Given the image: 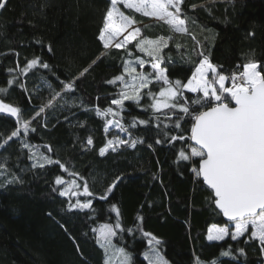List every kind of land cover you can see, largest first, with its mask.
<instances>
[{
    "label": "trees",
    "instance_id": "1",
    "mask_svg": "<svg viewBox=\"0 0 264 264\" xmlns=\"http://www.w3.org/2000/svg\"><path fill=\"white\" fill-rule=\"evenodd\" d=\"M109 4L110 0H7L6 7L0 9V87L9 89L3 97L5 103L20 107L28 119L47 103L53 91L61 90V81L80 77L74 91L63 94V100L54 108L45 109L37 117L32 124L36 131L29 132L26 139L83 176L96 197L94 211H68L67 198L53 191L59 187L54 183L55 177L75 178L81 184L84 181L62 172L57 164L32 168L28 150L13 138L0 148V163L6 159L7 167L6 172L0 171V264H103V249L91 229L99 223L115 222L112 204L117 205L125 229L139 223L144 231L162 241L160 251L169 264H194L196 258L202 264H264L258 242L244 243L248 234L239 241L230 236L223 241L207 240L211 225L230 224L211 203V190L202 180L194 179L193 165L177 162L178 150L187 144H156L157 139L165 138L156 127L155 115L164 123H173L175 118L172 122L165 120L163 111L167 110L155 115L150 108L145 111L151 103L147 96L142 98L140 107L125 101L126 110L121 113L125 124L133 117L150 121L130 129L132 138L142 139L143 143L134 148L120 146L115 152L109 149L104 156L99 155L107 139L117 135L128 139L117 128L105 132V118L98 117L94 110L107 108L112 94L120 88L119 82L113 85L107 81L123 72L125 59H150L135 49L136 41L127 46L132 56L123 48L104 49L98 37ZM118 7L140 25L142 36L155 39L172 35L162 51V67L171 80L186 81L194 63L201 58L197 55L201 51L226 75L242 71L237 66L249 58L264 65V0H184L182 8L189 29L184 35H173L163 22L151 21L122 5ZM37 57L49 69L38 64L27 74H19L18 64L24 67L28 60ZM149 66L146 64L145 70L151 72ZM86 68L89 71L81 77ZM14 77L18 83L10 86L8 81ZM158 87L152 90L157 91ZM186 95L191 98L194 94ZM15 127L14 117L0 113L2 138ZM184 128L190 129V121ZM170 134L180 133L172 128ZM89 136L93 144L86 146ZM45 144L53 151L47 152ZM13 176L22 182L9 183ZM117 176L123 179L109 194L108 201L98 199ZM123 237L122 242H114L132 253L133 264H147L142 254L148 245L141 232H124ZM230 247L231 255L221 256V251ZM240 248L244 249L243 255Z\"/></svg>",
    "mask_w": 264,
    "mask_h": 264
},
{
    "label": "snow or ice",
    "instance_id": "2",
    "mask_svg": "<svg viewBox=\"0 0 264 264\" xmlns=\"http://www.w3.org/2000/svg\"><path fill=\"white\" fill-rule=\"evenodd\" d=\"M6 3L7 0H0V9L6 7ZM183 3L184 0H110L98 37L104 49L108 50L110 46L116 49L123 48L128 51L129 56H132L127 46L136 41L135 49L150 59L145 60L140 57L134 60L125 59L123 72L107 81L113 85L119 82L120 88L117 93L112 94L107 108L96 107L94 110L98 117L105 118V132H109L111 128H117L119 132L127 134L128 139H122L118 135L107 139L105 145L99 149V155L104 156L109 149L115 152L120 146L134 148L137 143H143L142 139L132 138L130 129L135 128L137 124L147 125L150 121L137 120L133 117L130 123L125 124L121 122V113L126 110L125 101L140 107L142 98L147 96L151 103L144 108L145 111L150 108L155 115L167 110L163 111L165 120L172 122L175 118L173 123H164L160 120V116L155 115L156 127L165 138L157 139L156 144L167 142L173 147L175 146L173 142L176 141H184L187 144V147H181L178 150L177 162L185 161L193 165L191 171L194 179L196 181L202 179L203 184L211 190V203L215 205L219 214H222L234 226V230L228 226H210L207 231V240L223 241L225 237L230 236L231 240L239 241L241 237L248 234L244 243L258 242L261 253L264 254V65L249 58L243 65L237 66L242 67V71H234L231 75H226L221 70V66L213 64L209 56L201 51L197 53L201 58L198 63H194L191 75L186 82L179 79L171 80L166 68L162 67L165 62L162 51L168 47L172 35L167 37L160 35L155 39L142 36V29L135 26V20L118 7L122 5L124 9L155 18L168 26L171 34L184 35L189 33V29L188 17L182 8ZM198 46L202 47V45ZM49 51H51L50 47ZM92 63L95 64L96 61ZM38 64L44 69L50 67L37 57L28 60L24 67L18 64L17 69L19 74L25 75ZM146 64L150 65L151 72L145 70ZM88 71V68L84 69L80 76L82 77ZM79 78L76 77L67 82L61 81V90L53 91L47 103L42 104L39 111L28 119L23 117L20 107L4 102L3 97L9 89L0 87V113H7L16 121V127L10 135L6 138L0 136L2 138L0 148L6 147L13 138H17L21 148L28 150L32 168H44L45 165L57 164L62 172H67L70 176L84 181L81 184L75 178L65 180L57 175L54 183L59 187L53 188L60 197L67 198L68 211L83 212L94 211L93 199L96 198L87 180L71 171L60 160H53L51 156L40 151L39 145H33L26 139L29 132L36 131L32 124L37 117L45 112V109L54 108L59 100H63V94L74 91L76 80ZM228 81L230 85L226 86ZM16 83L18 80L15 77L8 81L10 86ZM157 85H159V91L154 92L152 87ZM20 86L27 91L25 85ZM186 93L194 95L189 98ZM189 121L190 129L184 128ZM161 124L163 128L160 127ZM172 128L180 134H170ZM184 132L190 134L185 136ZM188 141L192 143L188 144ZM92 144L93 139L89 136L86 146ZM148 146L152 147L151 144ZM43 147L47 149V152L53 151L50 145L45 144ZM0 171H7L6 159L5 162L0 163ZM122 179L123 177L117 176L98 199L107 202L109 194ZM8 182L22 181L13 176V179ZM73 198H76L74 202ZM111 212L115 213V222L110 220L99 223L91 229L95 234L97 245L103 249V264H133L132 253L114 240L122 242L124 232L133 234L136 231L141 232L142 237L147 240L148 247L142 254L147 264H169L160 251L162 241L158 237L144 231L139 223L135 228L125 229L117 205H111ZM89 219L92 217L90 216ZM137 219L142 221V217ZM77 250H79L78 245ZM238 251L241 255L244 254L243 248ZM230 255L231 247L221 251V256ZM194 264H202V262L196 258ZM212 264H219V261H213Z\"/></svg>",
    "mask_w": 264,
    "mask_h": 264
},
{
    "label": "rangeland",
    "instance_id": "3",
    "mask_svg": "<svg viewBox=\"0 0 264 264\" xmlns=\"http://www.w3.org/2000/svg\"><path fill=\"white\" fill-rule=\"evenodd\" d=\"M149 19L151 20V21H157V20H155V18H150L149 17ZM135 26H137V27H140V25H138V24H135ZM122 38V37H121ZM113 43H115V41L113 42ZM150 67V66H149ZM137 68H138V66H137ZM138 70H139V68H138ZM150 71H152V69L150 68ZM187 81V80H186ZM186 81H184V82H186ZM226 86H229V85H227V83H226ZM159 91V87H158V90L157 91H154V92H158ZM82 190V189H81ZM76 199V198H75ZM80 199H81V197H80ZM212 226V225H211ZM217 227H224V226H228V227H232V229L234 230V226L233 225H223V226H219V225H216Z\"/></svg>",
    "mask_w": 264,
    "mask_h": 264
},
{
    "label": "water",
    "instance_id": "4",
    "mask_svg": "<svg viewBox=\"0 0 264 264\" xmlns=\"http://www.w3.org/2000/svg\"><path fill=\"white\" fill-rule=\"evenodd\" d=\"M3 114H7V113H3ZM8 115V114H7ZM192 143V142H191ZM202 180V179H201ZM206 186V185H205ZM207 187V186H206ZM218 211V210H217ZM221 216H222V218H223V220L225 221V222H227V223H229L228 221H227V218H225V217H223V215L221 214ZM230 224V223H229Z\"/></svg>",
    "mask_w": 264,
    "mask_h": 264
},
{
    "label": "built area",
    "instance_id": "5",
    "mask_svg": "<svg viewBox=\"0 0 264 264\" xmlns=\"http://www.w3.org/2000/svg\"><path fill=\"white\" fill-rule=\"evenodd\" d=\"M227 83H229L230 84V81H228ZM111 119V118H110Z\"/></svg>",
    "mask_w": 264,
    "mask_h": 264
},
{
    "label": "crops",
    "instance_id": "6",
    "mask_svg": "<svg viewBox=\"0 0 264 264\" xmlns=\"http://www.w3.org/2000/svg\"><path fill=\"white\" fill-rule=\"evenodd\" d=\"M111 47V46H110Z\"/></svg>",
    "mask_w": 264,
    "mask_h": 264
}]
</instances>
